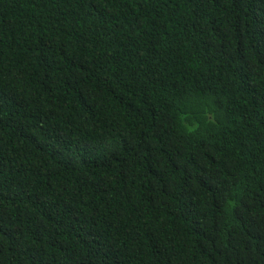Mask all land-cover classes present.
I'll return each mask as SVG.
<instances>
[{
	"label": "trees",
	"instance_id": "trees-1",
	"mask_svg": "<svg viewBox=\"0 0 264 264\" xmlns=\"http://www.w3.org/2000/svg\"><path fill=\"white\" fill-rule=\"evenodd\" d=\"M0 264H264V0H0Z\"/></svg>",
	"mask_w": 264,
	"mask_h": 264
}]
</instances>
